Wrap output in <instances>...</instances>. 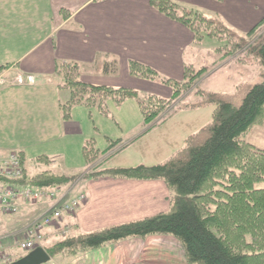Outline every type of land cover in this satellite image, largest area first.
<instances>
[{
    "label": "crops",
    "instance_id": "0c3cea01",
    "mask_svg": "<svg viewBox=\"0 0 264 264\" xmlns=\"http://www.w3.org/2000/svg\"><path fill=\"white\" fill-rule=\"evenodd\" d=\"M173 1L207 17L219 18L237 34L246 35L264 21V0ZM205 42L197 46L189 29L155 10L150 0H0V80L4 81L0 85V158L22 153L27 177L40 172L58 174L52 170L54 162L65 168H84V175L87 174L95 164L102 165L113 157L110 152L113 144L120 143L126 148L143 135L142 113L140 108L139 111L133 108L135 100H128L121 107L115 105L120 109L119 116L115 115L110 102L109 116L115 122L133 120L137 123L135 129H140L133 130L125 139L115 138L112 132H107L105 141L96 138L95 133L99 132L96 123L103 116L97 109L75 106L71 118L63 119L60 104L70 95L59 88L62 78L58 67L77 64L81 80L88 84L170 97L169 88L132 76L129 63L139 62L165 78L181 81L186 67L198 69L214 64L215 54H210L207 61L203 50L209 47ZM208 50L218 54L213 47ZM18 75L25 79L32 77L34 82L19 84ZM124 109L128 115L123 113ZM88 119L93 121V129L87 124ZM34 139L41 140L33 142ZM153 139L149 149L155 146L156 138ZM89 141H94L103 155L91 167L84 153ZM247 141L264 151V125L254 127ZM40 158H48L50 163L41 162ZM28 162L47 169L36 167L31 171ZM109 162L100 166V170L127 167H105ZM84 175L76 181L80 189L74 195L75 185L67 190L71 197L67 196L66 201L84 193L85 204L75 215L64 216L61 229L47 228L45 244L53 246L69 231L74 236L95 233L165 213L170 208L171 192L161 180L106 176L90 179L89 174ZM49 207V201L39 202L23 206L18 216L0 217L1 233L19 231ZM60 257L59 264H187L182 245L172 236L130 238L98 250ZM57 258L48 264H58Z\"/></svg>",
    "mask_w": 264,
    "mask_h": 264
},
{
    "label": "trees",
    "instance_id": "16d2710c",
    "mask_svg": "<svg viewBox=\"0 0 264 264\" xmlns=\"http://www.w3.org/2000/svg\"><path fill=\"white\" fill-rule=\"evenodd\" d=\"M150 5L189 29L197 46L207 38L217 39L225 42L219 49L225 58L242 51L238 55L240 62L253 61L264 67V35L246 48V39L254 37L264 21L243 38L219 18L207 17L173 0H150ZM129 72L136 78L158 82L169 88L172 95L167 98L141 94L129 88L88 84L81 80L80 67L67 63L58 67L62 78L59 88L70 95L60 104L63 119L71 118L75 106L97 109L108 117L110 102L121 107L126 101L135 100L142 113L143 130L148 132L174 114L176 106H180L178 100L197 84L206 69L188 66L181 81L165 78L136 61L129 63ZM204 105L214 107L211 122L188 136L183 148L165 162L97 170L92 174L93 179L106 176L139 181L161 180L173 194L169 210L95 233L69 234L53 246L44 247L52 259L98 250L130 238L172 236L182 245L187 264H264V151L247 141L254 127L264 125V83L241 86L232 95L203 93L201 102L192 107ZM84 153L90 167L103 158L94 141L85 145ZM19 154L24 164L23 155ZM39 161L50 163L48 158ZM100 164H95L93 169H99ZM76 180L51 172L27 177L24 169L21 180H3V183L52 189L68 186ZM25 256L27 254L16 261Z\"/></svg>",
    "mask_w": 264,
    "mask_h": 264
},
{
    "label": "rangeland",
    "instance_id": "374dc122",
    "mask_svg": "<svg viewBox=\"0 0 264 264\" xmlns=\"http://www.w3.org/2000/svg\"><path fill=\"white\" fill-rule=\"evenodd\" d=\"M230 30H232V28H230ZM232 31L234 32V30ZM238 35L243 36V38L246 37V35H242V34H238ZM262 35H264V25L257 30L256 34L253 35L254 37H251V38L249 37L246 39L248 43V46L246 48L252 46L256 42V40H258ZM205 40L206 42L205 41L204 42L206 46L209 48L213 47V49H215V51L217 50V53H218L216 54V52L214 53L211 50H208L209 48L204 49L203 51L206 57L208 58L207 61L209 62L210 60V54L212 55L215 54L214 56H212V59L215 60V62L213 65L207 66V68L205 67L206 72L200 79H198L197 84L193 86L190 91H188L178 100L177 103H180V106L178 107L176 106V108L174 109V114H172L165 122L160 123L158 126L152 128L148 132H144L140 138L136 140L134 139L132 142H130L127 145L126 148L121 147L120 143L113 144L112 150L110 151L114 153L113 157L111 159L107 158V160H105V163H103L101 167L104 164L108 163L109 161H110L109 165H105V167H108L111 165L137 167V166L146 165V164L150 165L156 161L163 162L164 160L165 162L175 152L183 148L184 143H185L184 141L185 136H187L188 134L197 132L200 128H202L203 126L211 122L213 111H214V107L212 105H204V106L197 107V108L192 107L193 105H197L201 102L203 93L206 94L210 92V93L232 95L235 93L237 88L241 86L256 85L259 83H264V67L260 66L256 62H253V61L251 62L249 60H248L249 62H245V64L243 62H240V60H238V55H240L242 51L236 54L235 56H232V57L229 56L225 58L224 53H222V51H219L220 47L222 45H225V42L223 43L222 41H219L217 39H210V38H207ZM202 69L204 68H198L197 70H202ZM66 93L69 94L68 91ZM167 98H170V97H167ZM111 104H112L110 106L111 111L112 109H115L116 110L115 115L119 116L120 109H117V107L115 106L113 102ZM187 105H189V107H186ZM133 108H135L136 111H139V107L135 103H134ZM126 112H127V109H124L123 113H126ZM126 114L128 115V112ZM109 115H111L110 112H109ZM100 119H101V122L97 121L96 123L97 128L99 129V132L95 131L96 132L95 136L96 138H99L103 141H105L104 139L105 136L109 134L107 132H112V134H115L114 135L115 138L125 139L131 134L133 130L139 131L140 129V127H138L137 130L135 129V125L137 123H135L132 120L133 117L131 118L132 120L131 122L127 121L126 123L125 122L123 123L121 121L115 122L114 119L111 118V116H109L108 118H103L102 116ZM104 119H107L108 122H106V120ZM86 122L90 126V128L93 129L94 127L93 121H90L88 119L86 120ZM107 125L111 127L112 131H109L110 129L109 127H106ZM142 130H143V126H142ZM152 137L156 138L155 146L149 149V145L152 142H154V139ZM40 140L41 139H34L33 142H38ZM107 147L108 145L106 146V148ZM167 153L168 155H166L165 157V154ZM107 155L109 154L107 153L104 157H106ZM27 164L31 171H35L36 167L38 168V170L47 169L45 168L46 166L41 165V164L39 165L36 162L35 163L28 162ZM101 167H99V170L91 169L89 170V172H87V174L84 175L85 173L84 168H65V167H61L58 163L54 162L52 165V170L58 174H65L69 177H75L77 179H80L83 175L85 177L89 174V178L93 179L92 174L95 173L97 170L98 172L102 171L100 170ZM74 185L76 186V182L68 186H74ZM68 186H64L63 189L67 190ZM78 189H80L79 185H77L72 190V195H74ZM172 196L173 194L171 193L170 202H171ZM41 202H44V201H41ZM33 205L34 204H26L24 201H21V203L19 204V209H20L19 213L21 212L23 206H33ZM59 229L61 228L59 227ZM67 229H64V230L69 231ZM9 231H3V234L8 236L10 234ZM70 232L71 231H69L68 234H70ZM159 237H165V236H159ZM18 238L19 237H17V239ZM12 239L16 240L15 238H12ZM44 245L46 247L51 246L49 243L47 244L44 243ZM12 247L14 246H11V248ZM16 253L19 255L21 254L15 250L14 254ZM19 255H17L18 257L14 258V261H16L17 258H19ZM60 259H61L60 256H58V258L56 259L58 264L61 261Z\"/></svg>",
    "mask_w": 264,
    "mask_h": 264
},
{
    "label": "built area",
    "instance_id": "2783aa9c",
    "mask_svg": "<svg viewBox=\"0 0 264 264\" xmlns=\"http://www.w3.org/2000/svg\"><path fill=\"white\" fill-rule=\"evenodd\" d=\"M32 81L33 79L29 78V82ZM17 82L21 84L24 80L19 77ZM3 83L0 80V84ZM23 174V165L18 153H12L8 158H0V214H18L21 201L26 204L49 201L51 205L17 234L0 238V264H10L13 261V255L10 252L13 248L22 252H30L38 248L43 242L44 232L48 227L59 226L65 214L74 215L86 201L85 194H79L66 201L67 195L58 188L32 190L2 185L3 180H20ZM9 238L16 240H12L11 245H8ZM11 246L14 247L11 248Z\"/></svg>",
    "mask_w": 264,
    "mask_h": 264
},
{
    "label": "water",
    "instance_id": "95a60500",
    "mask_svg": "<svg viewBox=\"0 0 264 264\" xmlns=\"http://www.w3.org/2000/svg\"><path fill=\"white\" fill-rule=\"evenodd\" d=\"M51 256L44 248H38L13 264H48Z\"/></svg>",
    "mask_w": 264,
    "mask_h": 264
}]
</instances>
